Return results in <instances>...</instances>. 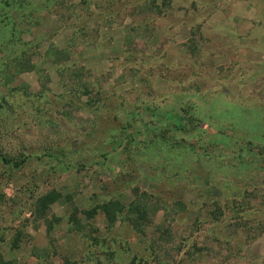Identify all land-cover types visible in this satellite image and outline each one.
<instances>
[{
	"label": "rangeland",
	"instance_id": "obj_1",
	"mask_svg": "<svg viewBox=\"0 0 264 264\" xmlns=\"http://www.w3.org/2000/svg\"><path fill=\"white\" fill-rule=\"evenodd\" d=\"M34 4L68 55L0 75V264H264V0ZM134 187L146 238L100 209Z\"/></svg>",
	"mask_w": 264,
	"mask_h": 264
},
{
	"label": "trees",
	"instance_id": "obj_2",
	"mask_svg": "<svg viewBox=\"0 0 264 264\" xmlns=\"http://www.w3.org/2000/svg\"><path fill=\"white\" fill-rule=\"evenodd\" d=\"M34 3L35 0H0V75L4 77L6 83H9L23 72L37 69L35 68L36 62H33L32 59L33 56H41L42 54L45 61L50 60L53 63L57 61L49 56L52 43L49 42L44 47L41 38L36 36V29L41 25V11L45 9V13L49 14L48 6L39 8ZM41 49L44 50V54L40 52ZM52 53L61 54V57L67 59L68 54L65 48L58 49L54 47L50 55ZM25 159V155L11 156L0 151V161L11 167H20ZM130 194L132 198L128 202L124 203L118 197L115 200L104 202L100 205V209L106 213L109 226L114 224L119 215L120 219L126 222L132 230L146 238L145 229L150 225L152 214L156 212V209L151 208L153 205L148 204V195L140 191L138 187L132 188ZM57 197L54 192H51L40 197L37 205L41 206L40 209L43 211L44 207L54 202ZM96 211V208H94L86 210L84 213L89 219L93 218ZM75 225L80 229L83 226L80 220L76 221ZM157 246H160L158 240L154 238L149 240L148 248ZM153 261L158 262L157 264H165L159 256H155Z\"/></svg>",
	"mask_w": 264,
	"mask_h": 264
}]
</instances>
